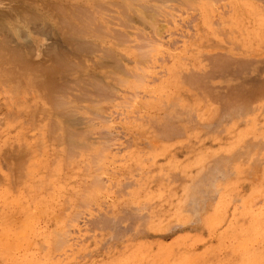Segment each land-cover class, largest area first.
<instances>
[{
  "label": "rangeland",
  "instance_id": "1",
  "mask_svg": "<svg viewBox=\"0 0 264 264\" xmlns=\"http://www.w3.org/2000/svg\"><path fill=\"white\" fill-rule=\"evenodd\" d=\"M18 1L0 264H264V0Z\"/></svg>",
  "mask_w": 264,
  "mask_h": 264
},
{
  "label": "bare ground",
  "instance_id": "2",
  "mask_svg": "<svg viewBox=\"0 0 264 264\" xmlns=\"http://www.w3.org/2000/svg\"><path fill=\"white\" fill-rule=\"evenodd\" d=\"M9 1H12V0H9ZM55 1H56V0H55ZM74 1H75V0H74ZM121 1H122V0H121ZM46 2H47V1H46ZM58 2H59V1H58ZM58 2L56 3V5H58ZM72 2H73V1H72ZM125 2H126V1H125ZM219 2H220V1H219ZM12 3H14V2H12ZM25 3H26L25 0H19V1L16 3V5L12 6V7L10 8V11L12 12L11 15L13 14V15H16V16H17L18 14H27V11H29V10L27 9V7H25V6H21V5H24ZM37 3H38V2H37ZM44 3H45V2H44ZM60 3L63 4V2H61V1H60ZM96 3H99V2H96ZM8 4H9V3H8ZM38 4H40V3H38ZM42 4H43V3H42ZM65 4H66V3H65ZM99 4H100V3H99ZM34 5H35V3H34ZM54 5H55V3H54ZM59 5H60V4H59ZM70 5H71V4H70ZM96 5H97V4H96ZM126 5H127V4H126ZM4 6H5V5H4ZM35 6H36V5H35ZM39 6H40V5H39ZM61 6H62V5H61ZM103 6H104V4H103ZM162 6H163V5H162ZM5 7H6V6H5ZM40 7H42V6H40ZM45 7H46V6H45ZM79 7H80V6H79ZM98 7H99V6H98ZM104 7H105V6H104ZM0 8H1V7H0ZM71 8H73V7H71ZM156 8H157V7H156ZM43 9H44V8H43ZM51 9H52V8H51ZM74 9H75V8H74ZM77 9H78V8H77ZM82 9H83V8H82ZM102 9H103V8H102ZM214 9H215V8H214ZM37 10H38V9H37ZM47 10H48V8H47ZM47 10H46V11H47ZM55 10H57V9H55ZM69 10H70V9H69ZM69 10H68V11H69ZM83 10H84V9H83ZM86 10H87V8H86ZM145 10H146V9H145ZM50 11H51V10H50ZM71 11H73V9H72ZM71 11H70V13H71ZM75 11H76V10H75ZM77 11H78V10H77ZM48 12H49V11H48ZM51 12L53 13L54 11H51ZM58 12H59V10H58ZM61 13H62V12H61ZM61 13H60V14H61ZM76 13H77V12H76ZM120 13H121V12H120ZM145 13H146V12H145ZM50 14H51V13H50ZM56 14H57V13H56ZM56 14H55V15H56ZM65 14H67V11H66ZM73 14H74V13H73ZM140 14H141V16L143 15L142 13H140ZM154 14H155V13H154ZM154 14H153V16H154ZM69 15H70V14H69ZM79 15H80V14H79ZM86 15H87V14H86ZM86 15H85V17H86ZM88 15H89V14H88ZM88 15H87V16H88ZM123 15H124V14H123ZM23 16H24V15H23ZM46 16H47V15H46ZM56 16H58V15H56ZM63 16H64V15H63ZM63 16H62L61 18H63ZM71 16H72V15H70V17H71ZM76 16H77V15H76ZM114 16H115V15H114ZM141 16H140V17H141ZM51 17H52V16H51ZM68 17H69V16H68ZM70 17H69V18H70ZM82 17H83V16H82ZM123 17H124V16H123ZM142 17H144V15H143ZM149 17H150V15H149ZM17 18H18V17H17ZM30 18H32V17H30ZM30 18H29V19H30ZM33 18H34V17H33ZM39 18H40V17H39ZM44 18H45V17H44ZM47 18H49V16H48ZM64 18H66V17H64ZM89 18H90V17H89ZM188 18H189V17H188ZM40 19H41V18H40ZM54 19H55V18H54ZM66 19H67V18H66ZM73 19H74V18H73ZM81 19H83V18H81ZM81 19H80V20H81ZM92 19H93V17H92ZM25 20H28V18H27V17H24V21H25ZM38 20H39V19H38ZM46 20H47V19H46ZM51 20H52V19H51ZM55 20H56V19H55ZM74 20H75V19H74ZM74 20H73V21H74ZM84 20H85V21H83V22H87V19H84ZM17 21H18V20H17ZM24 21H23V22H24ZM34 21H37V20H34ZM39 21H40V20H39ZM52 21H54V20H52ZM62 21H63V20H62ZM89 21L94 22V20H93V21H92V20H89ZM26 22H27V21H25L24 24L21 23V24H19V25H24V26H26V25H25ZM42 22H43V21H42ZM55 22H56V21H55ZM64 22H65V21H64ZM67 22H68V19H67ZM69 22L71 23V21H69ZM76 22H77V21H76ZM83 22H82V25H84V27H85V24H86V23L83 24ZM124 22H125V21H124ZM59 23H60V22H59ZM73 23H75V21H74ZM111 23H112V22H111ZM154 23H155V22H154ZM154 23H153V24H154ZM28 24H29V23H28ZM28 24H27V25H28ZM56 24H57V22H56ZM79 24H80V23H79ZM79 24H78V26L81 25V24H80V25H79ZM88 24H89V22H88ZM92 24H93V23H92ZM53 25H55L54 22H53ZM61 25H62V24H61ZM65 25H66V24H65ZM71 25H72V23H71ZM94 25H95V24H94ZM157 25H158V24H157ZM24 26H23V27H24ZM68 26H70V25H68ZM86 26H88V25H86ZM21 27H22V26H21ZM81 27H82V26H81ZM97 27H98V26H97ZM102 27H103V26H102ZM12 28H13V27H11V30H12ZM73 28H74V26H73ZM82 28H83V27H82ZM86 28L89 30V28H90V24H89V28H88V27H86ZM157 28H158V27H157ZM9 29H10V28H9ZM54 29H55V28H54ZM64 29H65V28H64ZM153 29H154V28H153ZM14 30H15V28H14ZM22 30H23V28H22ZM78 30H79V28H78ZM83 30H84V29H83ZM102 30H103V29H102ZM17 31L19 32L18 29H17ZM57 31H58V30H57ZM59 31H60V30H59ZM62 31H63V29H62ZM64 31H65V30H64ZM80 31H82V30L80 29ZM90 31L92 32L93 30H90ZM90 31H89V32H90ZM18 32H17V35H18ZM70 32H71V31H70ZM78 32H79V31H78ZM82 32H83V31H82ZM93 32H94V31H93ZM116 32H117V31H116ZM152 32H153V31H152ZM161 32H162V31H161ZM182 32H183V31H182ZM60 33H61V32H60ZM68 33H69V32H68ZM79 33H80V32H79ZM79 33H78V34H79ZM85 33H86V32H85ZM100 33H101V32H100ZM29 34H30V33H29ZM61 34H62V33H61ZM88 34H89V33H88ZM20 35H21V34H20ZM65 35H66V34H65ZM75 35H76V34H75ZM79 35L82 37V34H81V33H80ZM83 35H84V34H83ZM85 35H87V33H86ZM162 35H163V34H162ZM76 37H78V36L76 35ZM83 37H84V36H83ZM91 37H92V36H91ZM107 37H108V36H107ZM145 38H146V37H145ZM153 38H154V36H153ZM82 39H84V38H82ZM86 39H87V38H86ZM86 39H85V40H86ZM76 40H77V39H76ZM80 40H81V39H80ZM128 40H129V39H128ZM4 41H5V40H4ZM125 42H127V41H125ZM151 42H152V41H151ZM111 43H112V42H111ZM117 43H118V41H117ZM0 44H1V43H0ZM71 44H72V43H71ZM104 44H105V43H104ZM172 44H173V43H172ZM238 47H239V46H238ZM67 48H68V47H67ZM158 48H159V47H158ZM105 49H106V48H105ZM138 50H139V49H138ZM1 53H2V52H1ZM13 54H14V53H13ZM2 56H3V55H2ZM5 57L8 58V56H5ZM18 57H19V56H18ZM15 58H16V57H15ZM124 58H125V57H124ZM140 58H141V57H140ZM143 59H144V58H143ZM164 59H165V58H164ZM0 60H1V59H0ZM3 60H4V58H3ZM11 60H12V59H11ZM13 61H14V60H13ZM2 62H3V61H2ZM7 62H8V61H7ZM9 62H10V61H9ZM9 62H8V63H9ZM115 63H116V62H115ZM0 64H1V63H0ZM5 64H7V63H5ZM10 64H11V63H10ZM1 65H4V63H2ZM15 65H16V64H15ZM21 65H22V67H25V65H24V66H23V64H21ZM21 65H20V66H21ZM27 65H28V64H27ZM27 65H26V66H27ZM128 65H129V64H128ZM30 66H31V64H30ZM32 66H33V65H32ZM1 67H2V66H1ZM7 67H8V66H7ZM10 67H11V70L13 71L12 66H10ZM30 68H31V67H29L28 70H29ZM0 69H1V68H0ZM9 69H10V68H9ZM18 69H19V68H18ZM32 69H33V67H32ZM35 69H36V68H35ZM6 70H7V68H6ZM11 70H10V71H11ZM26 70H27V69H26ZM30 70H31V69H30ZM8 71H9V70H8ZM8 71H7V72H8ZM34 71H35V70H34ZM13 72H14V71H13ZM16 72H17V71H16ZM16 72H15V73H16ZM36 72H37V71H36ZM44 73H45V72H44ZM44 73H43V74H44ZM46 74H47V73H46ZM124 74H125V73H124ZM154 74H155V73H154ZM169 75H170V74H169ZM145 77H146V76H145ZM159 77H160V76H159ZM116 78H117V77H116ZM105 79H106V78H105ZM151 80H152V79H151ZM144 82H145V81H144ZM48 85H49V84H48ZM49 86H50V85H49ZM123 86H124V85H123ZM139 94H140V93H139ZM135 96H136V95H135ZM61 98H62V97H61ZM61 98H60V99H61ZM133 98H134V96H133ZM120 99H121V98H120ZM57 100H58V99H57ZM89 100H90V99H89ZM60 101H61V100H60ZM163 103H164V102H163ZM63 104H64V103H62L61 105H63ZM61 105H59V106H61ZM56 106H57V105H56ZM57 107H58V106H57ZM61 107H62V106H61ZM67 108H68V107H67ZM202 108H203V107H202ZM57 109H58V108H57ZM59 109H60V108H59ZM62 109H63V108H62ZM68 110H69V109H68ZM97 112H98V111H97ZM99 112H100V111H99ZM121 112H122V111H121ZM160 117H161V116H160ZM107 119H108V118H107ZM85 120H86V119H85ZM110 120H111V119H110ZM91 121H93V119H92ZM94 121H95V120H94ZM121 121H122V120H121ZM99 123H100V122H99ZM106 123H108V122H106ZM57 126H58V125H57ZM116 126H117V125H116ZM154 128H155V127H154ZM173 128H174V127H173ZM260 129H261V128H260ZM51 134H52V133H51ZM102 137H103V136H102ZM144 138H145V137H144ZM72 139H73V138H72ZM108 140H109V139H108ZM108 140L106 141V143L108 142ZM56 142H57V141H56ZM83 142H84V141H83ZM257 142H258V140H257ZM37 143H38V142H37ZM57 144H59V142H58ZM99 144H100V143H99ZM102 144H103V143H102ZM92 145H93V144H92ZM222 146H223V145H222ZM36 149H37V148H36ZM77 149H78V148H77ZM82 149H83V148H82ZM99 149H100V148H99ZM72 153H73V152H72ZM77 154H78V153H77ZM235 155H236V154H235ZM28 157H29V156H28ZM68 157H69V156H68ZM65 159H66V158H65ZM94 159H95V158H94ZM92 160H93V159H92ZM93 162H94V161H93ZM178 169H179V168H178ZM23 170H24V169H23ZM84 170H85V169H84ZM29 175H30V174H29ZM31 178H32V177H31ZM101 178H102V177H101ZM34 182H35V181H34ZM189 182H190V181H189ZM101 185H102V184H101ZM184 194H185V193H184ZM124 204H125V203H124ZM252 204H253V203H252ZM14 205H15V204H14ZM115 206H116V205H115ZM250 206H251V205H250ZM80 207H81V206H80ZM81 208H82V207H81ZM35 210H36L37 212L39 211V210H37V209H35ZM195 210H196V209H195ZM103 211H104V210H103ZM106 211H107V210H106ZM81 212H82V211H81ZM86 213H87V212H86ZM68 214H69V213H68ZM10 215H11V214H10ZM13 215H14V214H13ZM21 215H22V214H21ZM31 215L34 216V214H31ZM33 216H32V217H33ZM40 216H41V215H40ZM16 217H17V216H16ZM34 217H35V216H34ZM34 217H33V219H34ZM29 218H30V217H29ZM37 218H38V217H37ZM15 219L17 220L18 218H15ZM27 219H28V218H27ZM27 219H26V220H27ZM30 219H31V218H30ZM30 219H28V220L30 221ZM33 219H32V220H33ZM13 220H14V219H13ZM32 220H31V221H32ZM34 220H35V219H34ZM71 220H72V219H71ZM74 221H75V220H74ZM13 223H14V222H13ZM27 223H28V222H27ZM27 223H26V224L24 223V224L27 225ZM29 223H30V222H29ZM29 223H28V227L30 228V226H32V225H31L32 223H31V224H29ZM33 223H34V221H33ZM77 223H78V222H77ZM166 223H167V222H166ZM178 223H179V222H178ZM20 224H21V223H20ZM20 224H19V225H20ZM29 225H30V226H29ZM34 225H35V224H34ZM24 227H26V226H24ZM34 227H35V226H33L32 228H34ZM26 228H27V227H26ZM207 228H208V227H207ZM27 229H28V228H27ZM156 229H157V228H156ZM29 230H30V229H29ZM33 230H34V229H33ZM34 231H35V230H34ZM34 231H33V232H34ZM67 231H68V230H67ZM34 233H36V232H34ZM59 235H60V237H61L62 234H59ZM66 235H67V234H66ZM6 236H7V234H6ZM30 237H31V236H30ZM30 237H29V238H30ZM56 237H57V236H56ZM15 238H16V237H15ZM56 239H57V238H56ZM56 239H55V240H56ZM16 240H18V239H16ZM16 240H15V241H16ZM65 240H66V239H65ZM11 241H12V240H11ZM58 241L61 242L62 240H56L57 243H58ZM63 241H64V240H63ZM63 241H62V243H63ZM71 241H72V240H71ZM6 242H7V241H6ZM20 242H22V241H20ZM60 242H59V245H61ZM8 243H9V242H8ZM12 243H13V242H12ZM23 243H24V242H23ZM54 243H55V242H54ZM10 244H11V243H10ZM15 244H16V243H15ZM10 246H11V245H10ZM21 246H22V244H21ZM16 249H17V248H16ZM75 249H76V248H75ZM218 249H219V248H218ZM246 249H247V248H246ZM17 250H18V249H17ZM41 250H42V249H41ZM37 252H38V251H37ZM245 252H246V251H245ZM254 253H255V252H254ZM36 254H37V253H36ZM34 255H35V254H34ZM54 256H55V255H54ZM67 256H69V255H67ZM30 259H31V258H30ZM40 259H41V258H40ZM40 259H39V260H40ZM27 260H28V259H27ZM37 260H38V259H37ZM37 260H36V262H37ZM261 260H262V259H261ZM59 261H60V260H59ZM46 262H47V261H46ZM26 263H27V262H26ZM14 264H15V263H14ZM17 264H18V262H17ZM27 264H28V263H27ZM44 264H45V263H44ZM52 264H53V263H52ZM58 264H59V263H58Z\"/></svg>",
  "mask_w": 264,
  "mask_h": 264
}]
</instances>
